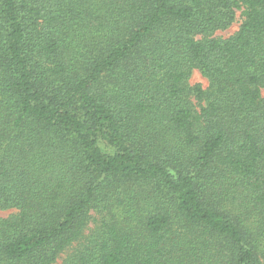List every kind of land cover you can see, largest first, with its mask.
I'll use <instances>...</instances> for the list:
<instances>
[{"label":"trees","instance_id":"obj_1","mask_svg":"<svg viewBox=\"0 0 264 264\" xmlns=\"http://www.w3.org/2000/svg\"><path fill=\"white\" fill-rule=\"evenodd\" d=\"M263 91L264 0H0V264H264Z\"/></svg>","mask_w":264,"mask_h":264},{"label":"rangeland","instance_id":"obj_2","mask_svg":"<svg viewBox=\"0 0 264 264\" xmlns=\"http://www.w3.org/2000/svg\"><path fill=\"white\" fill-rule=\"evenodd\" d=\"M240 11H236V20L235 22L227 29L223 30V31H218L216 33H214L213 37L215 38H227L229 36H231L232 34H234L238 28V26L240 25ZM189 84L190 85H195V84H200L203 88H205L207 86V80L202 78L201 75L197 72V71H193L190 75L189 78ZM262 95L264 97V91L262 92ZM16 212L13 210H7V211H1L0 210V218H7L8 216L15 214ZM65 255H62L60 257V259L58 260L57 264H59L61 262V260L64 258Z\"/></svg>","mask_w":264,"mask_h":264}]
</instances>
